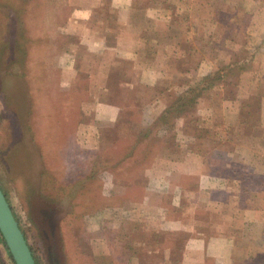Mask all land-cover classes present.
<instances>
[{
  "label": "rangeland",
  "instance_id": "374dc122",
  "mask_svg": "<svg viewBox=\"0 0 264 264\" xmlns=\"http://www.w3.org/2000/svg\"><path fill=\"white\" fill-rule=\"evenodd\" d=\"M255 1L233 3L253 15L257 28L250 43L264 44V0ZM157 2L0 0V191L35 264H167L168 259L176 264L184 236L192 240L201 229L199 225L222 219L206 210L201 199L193 204L180 200V185L193 188L194 176L206 171L222 180L228 172L231 178L238 176L243 186L258 187L255 178L245 173L259 161L248 156L247 144L236 142L232 135L235 156L222 154L232 147L226 134L233 130L225 125L232 117L231 106L222 105L221 100L215 107L184 105L182 111L172 115V102L182 103L184 82L193 80L188 76L195 73L173 77L171 84L176 91L170 94L153 88L152 79H136L129 65L114 58L120 51L131 50V39L139 42L136 49L143 47V38L149 43L165 37L164 30L167 34L186 24L187 29L178 34L190 45L191 59L202 55L209 62L206 53L210 48L195 49L188 37L200 34L203 39L215 38L227 30L226 24L220 28V23L219 30L213 31L215 19L208 17L202 30H196L191 25L198 22L191 15L194 0ZM144 6L150 10L140 9ZM255 12H261L262 18L259 15L258 19ZM175 16V27L163 29L165 21ZM154 51L162 57L166 48L154 43ZM260 57L255 53L250 60L258 61ZM261 60L257 63L263 64L264 56ZM217 62L219 68L224 64L221 58ZM210 64L215 66L210 62L206 65ZM170 105L169 120L172 115L173 124H154L160 125L162 139L179 151L171 157L163 152L150 159L152 151L159 153L157 149L165 142L151 141V146L143 139L144 132L154 130L151 119ZM196 117L218 123V141L205 138L201 129L183 123V118L193 121ZM254 126L253 136L262 134L264 138ZM201 134L211 149L220 150H206V161L195 156L194 139L201 138ZM140 151H151L146 167L131 162ZM214 162L219 163L216 174L213 167L207 168ZM200 163L208 165L200 169ZM186 170L190 176L184 173ZM258 212L263 215L264 209ZM164 217L170 219L168 238L161 237ZM133 221L138 224L135 228ZM179 222L186 225L185 233L178 231L182 230L178 229ZM51 225L58 241L53 251L49 247ZM150 230L157 236L150 235ZM245 231L240 237L249 240ZM168 248L172 250L171 258ZM0 264H11L1 244Z\"/></svg>",
  "mask_w": 264,
  "mask_h": 264
},
{
  "label": "crops",
  "instance_id": "0c3cea01",
  "mask_svg": "<svg viewBox=\"0 0 264 264\" xmlns=\"http://www.w3.org/2000/svg\"><path fill=\"white\" fill-rule=\"evenodd\" d=\"M157 1L159 0H154L156 4L158 3ZM166 1L169 0H161L163 4L166 3ZM167 6L172 5L170 3L168 5L167 3ZM146 7H148V3L146 4ZM140 9L150 10L145 9V6ZM255 14L257 13L255 12ZM259 15L257 14V18L259 17L261 19V12H259ZM219 16L222 18L221 21L220 19H215L213 22L218 26L221 23L220 28L222 24H226L225 26L227 27V30L223 26L226 31H222L221 34H217L215 38L209 37L210 39H208V37H204L203 39L200 34L191 35L192 33L190 34V31L188 32V34L191 35L188 37L190 39V43L195 49L205 47L210 48V50L213 49L211 51L214 52H223L225 56H223V59L221 58V60L225 61L226 58L234 55L237 48H246V50H251V45L255 46L258 44V42H255L254 44H252V42L250 43L252 32L257 27L254 25V21H252L253 15H251L249 11L238 13L236 6L233 3L227 2L221 3ZM175 18L178 21V18L175 16L174 18H170L168 21H165L164 25H167L169 28L173 27L176 22ZM180 21L182 22V20ZM211 24L213 25V23ZM185 25L186 24L182 25L181 28L187 29V26ZM167 26L162 27L163 29H166ZM218 28L219 27H217V29ZM199 30L201 31L202 28H199ZM163 32L165 36V30ZM257 32L258 31L254 32V34H257ZM262 34H264V32H262ZM162 38L154 39L149 43L143 38V40H141L142 44L140 45H143V50L148 49L150 52L145 54H140L139 52L141 51L134 52L136 50L135 46L137 44L139 45V42H137L136 39H131L129 42L132 44L130 45L131 50L128 51L127 48L125 53L120 51V53L115 54L114 58L118 61L123 60L127 65H129V69L133 72H136L135 74H132L134 77H136V79H152V84L154 85L153 88L159 87L162 89V91L170 94L176 91V86L171 84L172 78L177 77L176 75L184 76L190 73H195V75H197V73H199L202 69L209 71L211 68H219L220 62H217V58L211 59L208 57L210 63H215L214 67L211 64L206 65L209 62L206 58H203L202 55L191 59L190 56H192V53L190 49L183 50L176 54H171L168 46L170 43L174 42L177 36L172 38ZM154 43L162 44V46L166 48L167 54L162 57H160L159 54H153V52H155ZM263 56L264 54L261 55L258 61H262L261 58H263ZM258 61L252 59L250 60L249 58L247 62L248 65L250 64L252 68L255 69L253 70L255 75L250 77L245 87L233 84L232 82L228 83L227 81H222L218 87L221 97L219 98L221 102H219L224 106H228V108L231 106L230 114L233 118H229L230 121L229 119H226L227 122H225L227 123L225 125L228 127L230 126V128L232 127L231 122L234 120L242 122L247 121L255 124L258 132L264 133V63L259 64L257 63ZM110 77H112V75ZM141 83L145 82L142 81ZM222 102H226L227 104ZM224 109L225 108H221L222 111H224ZM243 115L244 117H242ZM186 129L190 132V134L193 133L192 129ZM261 135L262 134H259V139H261ZM231 138L232 134L229 129L227 137V140L229 141L227 143H229L232 147L229 149L227 148L225 153L222 152L223 155L235 156L236 154L235 145ZM194 140V148L196 152L195 156L197 158H202V160L203 158L204 160L205 158H209L204 155L205 153H209L206 150L211 149V147L208 145V142L202 136L201 138H195ZM203 147L208 148L202 149ZM211 151L218 152L220 150L219 148H212ZM247 151L249 152L247 153L249 157L259 159L255 166H250V169L248 168L250 172H245L246 175H250L252 178H255L254 183L258 186L256 187L258 195H256L254 200L248 199L246 201H239L235 199L234 202L232 201V190L226 184V181H240V179H237L239 178L238 176H234L233 178L229 177L228 172H226L228 177L222 180L221 178H216L212 175H209L204 170V173L200 172L202 174L200 176L197 175L195 177L193 175V179L196 180L193 184V188H189L188 185H178L180 193L181 191L183 192V194L181 193V196L179 197L180 200H184L185 202L193 204L195 201L198 202V199H201V201L206 205V210H209L211 213L214 212V214L217 216L220 215L222 219L220 222L213 223L211 220L210 222L199 225L201 226V229L197 231L196 236L193 237L192 240H189V236H184V239L181 242L176 264H264V242L259 240L260 237L264 236V214L261 215L258 212L261 207L264 209V164H260V161L264 158V155H260L259 151H253L250 148H248ZM199 166L201 169L206 167L207 164L205 165L200 163ZM184 173L189 176L191 175L189 170H186ZM232 204L237 205V212L222 211V207L224 205L229 206ZM163 221L165 224L163 225V229H161V237L163 236L168 238L171 235V232L169 231L170 224H168L170 219L164 217ZM195 223L199 224L200 222ZM180 227L182 230L178 231L185 233L186 225L179 222L178 229ZM245 229H247V231L244 232V236L249 237L252 241L250 239L243 240V238L240 237L243 233L242 230ZM188 242H192V244L195 242L197 245H192ZM171 253L172 250L168 248V257L170 258ZM249 254H252V258L248 257ZM169 261L170 260L168 259L167 264H170Z\"/></svg>",
  "mask_w": 264,
  "mask_h": 264
},
{
  "label": "trees",
  "instance_id": "16d2710c",
  "mask_svg": "<svg viewBox=\"0 0 264 264\" xmlns=\"http://www.w3.org/2000/svg\"><path fill=\"white\" fill-rule=\"evenodd\" d=\"M194 1L195 2L191 6V8L193 10V12H191V15L193 18L194 17L197 18L198 22H192L193 24H191V25L193 26V29L197 30L199 28H203V25H204L203 23H204L205 18L209 17V18H212V20L216 19V18L219 19V17L217 16L219 14V4L222 3V1L225 2L227 0H194ZM228 1H229V3L234 2V0H228ZM256 1H258V0H256ZM233 4L236 6L238 13L244 11V9L241 5H238L235 3H233ZM207 25H209V24H207ZM211 27H212V24H211ZM217 27H218V25L216 24L215 27L213 28V31L214 30L218 31L219 29H217ZM170 28H172V27H170ZM166 29H169V27L167 26ZM178 31L184 32L185 29L181 28V27H177V29H174V30L170 29L165 36V37H169V38L177 36V38L174 40V42L170 43L168 46L171 54H176L178 52H181V50L183 48L184 49H186V48L190 49V45L188 44V42H186V40L184 38L181 37L182 35L180 36L178 34ZM263 47H264V45H262V43L260 42L255 46H251V50H246V48H243V49L237 48L235 51L236 53H234L233 56L226 58V60L224 61V64L220 68H216V69L211 68L206 74L201 75V76H198V75L188 76V77L193 78V80L187 81V82H189V84H187V82H184L183 89L180 93L181 99H183V101L181 104H178V105H175V103L172 102L173 110H174V113H172V115L176 116L180 111H182L181 107L182 106L184 107V105L195 106V105L199 104L200 107H204V108H206L210 105H211V107L217 106V104L220 100L219 98H221L218 87H219L222 79H226V80L229 79V81H231L233 84L245 87L247 85V82L249 81L250 77L255 75V72L247 64H245V63H247L246 60L249 59L250 57H253L255 55V53H260L261 55H263L264 54ZM143 49H144V47H141V46L136 47V51H141V52H139L140 54L141 53H143V54L150 53L148 51V49H145V50H143ZM165 54H167V53H165ZM206 54L211 59H215V58H222L223 59V56H224V54L219 52V51H215V53H214V51H211V50H208ZM230 75H233V78H229ZM240 75H241V77H240ZM109 85L110 84L107 83L108 87H109ZM139 87L141 88V85ZM187 94H189V95L192 94V96L190 95L191 96L190 97ZM183 95H185V96L182 97ZM178 98L179 97H176L174 99V101L175 100L177 101ZM170 108H171V105L169 107L164 106L163 109L160 112H158L157 115H155V117H153L151 119L152 127L154 126V130L147 129L144 132L143 139H145L148 143H150L151 146H152L151 141L156 142V141L162 140V142H165L161 147H159L157 149L159 151V153H157L155 150L152 151V153H151V151H149L152 154L150 159L154 160L156 155L162 154L163 152L167 153L166 156L171 157L172 154H174V152L179 151L177 146H175L173 143L164 141L162 139V132H161L162 129L161 128L159 129L160 125L156 126V124H154L155 122H159V123L161 122V124H163V125L164 124H171L172 125L173 123H171V121H172V118L174 119V117L171 115V120H169L170 119V112L172 111ZM183 123H188L196 129H201L202 132H204L205 138L208 137V139L217 140V141L219 139L220 132L218 131L219 128L217 127L218 123L215 124L213 120H207V118H203V117H199V118L196 117L193 119V121H190V120H185L183 118ZM231 123H232L231 129L233 130L232 135H233V137L235 136L234 140L236 142L245 143V144H247V146L249 148L255 147V148H258V150L260 148V151H259L260 155L261 154L264 155V138L259 139L258 137L253 136L252 129H253L254 125H252L249 122H242V121H235V120ZM202 134H201V136H202ZM226 136L228 137V134H226ZM258 143L261 144L259 147L257 145ZM184 150H186V148H184ZM184 150H182V152H187ZM187 150L189 151V148ZM166 151H168V152H166ZM149 152L140 151L138 153H135L134 154L135 158H134V160L131 161L133 163V165H140L141 164V165H145L144 167L148 166V164L146 165L145 161H147L149 159V157H148ZM262 160H263L262 162H264V158ZM212 164H210V165L207 164L208 165L207 168L213 167L212 172L214 174H216L215 171L217 170V172H218V170H219V163L214 162ZM221 164L223 165L222 162H221ZM220 167H222V166H220ZM152 168H153V166H150V169H152ZM226 184L229 186L230 189L231 188L235 189L234 191L232 190V194L230 193L232 196L233 202L235 201V199L239 200V201H246L248 199L256 198V195H258L256 189H254L252 187H248V186H243V184H240V181L227 180ZM240 195H243V197H241ZM222 211L223 212H237V205L236 204H232L229 206L224 205L222 207ZM131 223H133L132 228H135L138 225L137 221H135V222L133 221ZM17 228H18V226H17ZM133 230H136V229H133ZM151 234H153L154 237L157 236L155 231H150V235ZM259 240L261 242H264V236L260 237ZM154 241H155V239H154ZM0 244L2 246L4 253L8 255V257L10 259V263L13 264V262L10 258V255L7 253V251L3 245V241L1 239V237H0ZM248 257L252 258V254H249Z\"/></svg>",
  "mask_w": 264,
  "mask_h": 264
},
{
  "label": "water",
  "instance_id": "95a60500",
  "mask_svg": "<svg viewBox=\"0 0 264 264\" xmlns=\"http://www.w3.org/2000/svg\"><path fill=\"white\" fill-rule=\"evenodd\" d=\"M0 237L3 245L10 255L13 264H35L32 254L22 237L21 232L17 228L16 220L11 212V209L4 198V194L0 191ZM49 247L52 246V251L57 244V236L53 225L49 229Z\"/></svg>",
  "mask_w": 264,
  "mask_h": 264
}]
</instances>
